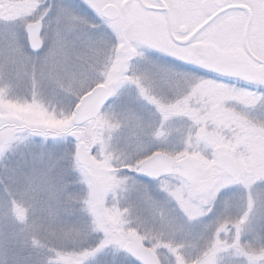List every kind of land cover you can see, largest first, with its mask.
<instances>
[{"label": "snow or ice", "instance_id": "6c2138e0", "mask_svg": "<svg viewBox=\"0 0 264 264\" xmlns=\"http://www.w3.org/2000/svg\"><path fill=\"white\" fill-rule=\"evenodd\" d=\"M0 264H264V0H0Z\"/></svg>", "mask_w": 264, "mask_h": 264}]
</instances>
